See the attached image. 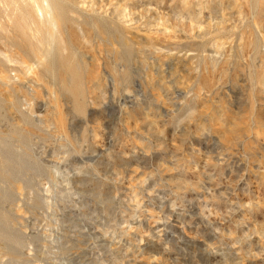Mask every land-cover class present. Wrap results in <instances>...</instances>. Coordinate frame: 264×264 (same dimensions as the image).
I'll list each match as a JSON object with an SVG mask.
<instances>
[{
    "label": "rangeland",
    "instance_id": "374dc122",
    "mask_svg": "<svg viewBox=\"0 0 264 264\" xmlns=\"http://www.w3.org/2000/svg\"><path fill=\"white\" fill-rule=\"evenodd\" d=\"M50 1L0 0V264H264V0Z\"/></svg>",
    "mask_w": 264,
    "mask_h": 264
},
{
    "label": "bare ground",
    "instance_id": "6f19581e",
    "mask_svg": "<svg viewBox=\"0 0 264 264\" xmlns=\"http://www.w3.org/2000/svg\"><path fill=\"white\" fill-rule=\"evenodd\" d=\"M26 4H27V6H29V7H31L32 8V11L33 12H38V13H41L42 14V23L45 25V23L48 25V28L50 29V33L48 34V37H49V39H50V41H54V38L56 37V32H57V28H58V17H57V14L59 13V11H60V8H58V7H56L57 6V4L56 5H54V4H52L51 3V1L50 0H23ZM17 2V1H16ZM4 3V2H3ZM6 3V2H5ZM21 3V2H20ZM12 4V3H11ZM2 5V4H1ZM13 5V4H12ZM22 5H24V3H22ZM5 6H6V4H5ZM27 6H23V8L24 7H27ZM9 7V6H8ZM18 7V6H17ZM5 9L7 8V7H4ZM13 9H14V6L12 7ZM4 9V10H5ZM9 9V8H8ZM16 9H18V8H16ZM26 9V8H25ZM15 10V9H14ZM13 10V11H14ZM19 10V9H18ZM17 10V11H18ZM24 10V9H23ZM8 10L6 9V12H7ZM16 11V12H17ZM26 11V10H25ZM27 12V11H26ZM9 13V12H8ZM19 13H22V12H20L19 11ZM28 14H29V12H27ZM35 13V14H36ZM18 14V13H17ZM15 12H14V16L15 15H17ZM32 14V13H31ZM1 15H3L2 13H1ZM6 15H7V13H6ZM21 15L22 14H19V16L21 17ZM38 15V14H37ZM4 16H5V14H4ZM13 16V17H14ZM28 16V15H27ZM26 15H25V17H27ZM2 17V16H1ZM0 17V18H1ZM6 17V16H5ZM17 17V16H16ZM23 17V16H22ZM21 17V18H22ZM40 17V16H39ZM3 18L4 17H2V20H3ZM8 18V17H7ZM18 18V17H17ZM28 18H31V17H28ZM9 19H11L10 17H9ZM13 19V18H12ZM15 19V18H14ZM14 19H13V21H14ZM1 20V19H0ZM20 20V19H19ZM25 20V19H24ZM40 20V21H41ZM5 21V20H4ZM8 21V20H7ZM23 20H21V22H22ZM30 21V20H29ZM15 22V21H14ZM33 22V21H32ZM19 23V22H18ZM26 23V22H25ZM3 24V23H2ZM11 24H12V22H11ZM16 24V23H15ZM22 24H24L23 22H22ZM32 24V23H31ZM5 25V24H4ZM12 25H14V24H12ZM26 24H24V26H25ZM27 25H28V22H27ZM8 25H6V27H7ZM11 26V25H10ZM18 26H20L19 24H18ZM31 26H33V24L31 25ZM1 27V26H0ZM15 27V26H14ZM17 27V26H16ZM30 27V26H29ZM17 29V28H16ZM15 29V31H17V30H19V29H17L16 30ZM27 29V28H26ZM21 30V29H20ZM32 30H34V29H32ZM42 30V29H41ZM14 32V31H13ZM18 32V31H17ZM2 33V32H1ZM20 33V32H19ZM24 33V32H23ZM30 33H33V32H30ZM3 34V33H2ZM6 34V33H5ZM5 34H3V35H5ZM15 34V33H14ZM16 35V34H15ZM23 35V34H22ZM24 35H26V34H24ZM44 35V34H43ZM20 36H21V33H20ZM27 36V35H26ZM26 36H24L23 38H25ZM29 36V35H28ZM8 37V36H7ZM6 37V38H7ZM16 37H17V35H16ZM16 37H15V40H16ZM5 38V39H6ZM12 38V37H11ZM18 38V37H17ZM22 38V37H21ZM29 38V37H28ZM33 38V37H32ZM43 39V38H42ZM2 40V39H1ZM17 40H19V39H17ZM22 40V39H21ZM6 41V40H5ZM9 41V39H7V42ZM20 41V40H19ZM27 41V39L25 40V42ZM35 41V40H34ZM37 41V40H36ZM35 41V42H36ZM4 42V41H3ZM12 42V44H13V41H11ZM21 42H23V41H21ZM31 42V40L29 41V43ZM24 43V42H23ZM28 43V42H27ZM26 43V44H27ZM37 43V42H36ZM50 43V42H49ZM7 44V43H6ZM21 44V43H20ZM25 44V43H24ZM32 44V43H31ZM41 44V43H40ZM50 44H52V43H50ZM9 45V44H8ZM13 45H15V44H13ZM44 45H46V44H44ZM6 46V45H5ZM22 46V45H21ZM28 46V45H27ZM35 46V45H34ZM40 46V45H39ZM53 46V45H52ZM9 47V46H8ZM24 47V46H23ZM47 47V46H46ZM49 47V46H48ZM48 47H47V49H48ZM18 48H19V46H18ZM27 48V47H26ZM43 49H44V47H43ZM50 49V48H49ZM9 50V49H8ZM12 50H15V49H12ZM5 51H7V50H5ZM11 51V50H10ZM8 52V51H7ZM5 54V53H4ZM48 54L50 55V52H48ZM45 55V54H44ZM15 56V55H14ZM47 56V55H46ZM45 56V57H46ZM50 56H52V55H50ZM50 56L49 57H47L48 59L50 58ZM16 57V56H15ZM18 57V56H17ZM42 57H43V55H42ZM20 60V59H19ZM50 60V59H49ZM54 60V59H53ZM18 61V60H17ZM47 61V60H46ZM52 61V60H51ZM67 61V60H66ZM39 62V61H38ZM55 62V61H54ZM23 63V62H22ZM40 64V63H39ZM49 64V63H48ZM60 64V63H59ZM61 64H63L62 62H61ZM21 65H23V64H21ZM42 65V64H41ZM53 65V64H52ZM24 66V65H23ZM28 66V65H27ZM38 66V64L36 65V67ZM55 66V65H54ZM34 68V66L33 67H31V69H33ZM28 69V68H27ZM26 70V69H25ZM54 71V70H53ZM34 72V71H33ZM42 73V72H41ZM28 76V75H27ZM18 78V77H17ZM16 78V79H17ZM27 78V77H26ZM4 79V78H3ZM23 79V78H22ZM20 80H21V78H20ZM5 81H7V80H5ZM5 83V82H4ZM12 84V83H11ZM6 85V84H5ZM5 85H4V87H5ZM9 86V85H8ZM81 95V94H80Z\"/></svg>",
    "mask_w": 264,
    "mask_h": 264
}]
</instances>
